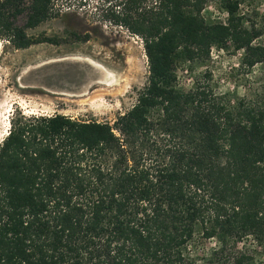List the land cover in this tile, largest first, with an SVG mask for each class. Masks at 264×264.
<instances>
[{"label": "trees", "instance_id": "trees-1", "mask_svg": "<svg viewBox=\"0 0 264 264\" xmlns=\"http://www.w3.org/2000/svg\"><path fill=\"white\" fill-rule=\"evenodd\" d=\"M149 1L105 9L141 37L148 63L112 123L11 115L0 142V264H264V78L237 96L216 91L208 70L187 84L178 73L228 44L238 68L264 73L262 31L246 25L239 0L223 1L225 23L205 22V0ZM53 5L0 0V28L25 48L34 41L10 18L23 13L34 27Z\"/></svg>", "mask_w": 264, "mask_h": 264}, {"label": "rangeland", "instance_id": "rangeland-1", "mask_svg": "<svg viewBox=\"0 0 264 264\" xmlns=\"http://www.w3.org/2000/svg\"><path fill=\"white\" fill-rule=\"evenodd\" d=\"M82 1L54 0L51 18L30 28L24 25L23 13L10 18L34 41L25 48H17L0 28V121L10 109V118L20 111L112 123L135 102L148 77L141 37L106 19L105 9H117L119 0ZM223 1H204L200 14L206 23L226 22ZM239 3L246 25L259 28L258 42L264 43V0ZM141 6L148 9L151 3L142 0ZM239 57L231 44L212 49L208 61L192 64L191 71H178L180 81L190 83L208 70L216 91L242 95L264 73L259 66L250 72L238 68Z\"/></svg>", "mask_w": 264, "mask_h": 264}, {"label": "bare ground", "instance_id": "bare-ground-1", "mask_svg": "<svg viewBox=\"0 0 264 264\" xmlns=\"http://www.w3.org/2000/svg\"><path fill=\"white\" fill-rule=\"evenodd\" d=\"M106 84V82H105ZM10 112L11 110L8 109L4 114V118L0 121L1 124V137H0V142L2 141V139L5 137V135L8 133L9 130V126H10ZM3 122V123H2Z\"/></svg>", "mask_w": 264, "mask_h": 264}]
</instances>
